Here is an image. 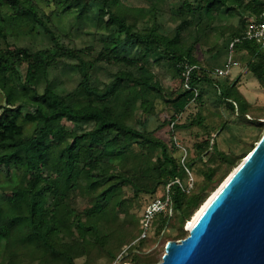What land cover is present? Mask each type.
Listing matches in <instances>:
<instances>
[{
  "label": "trees",
  "instance_id": "16d2710c",
  "mask_svg": "<svg viewBox=\"0 0 264 264\" xmlns=\"http://www.w3.org/2000/svg\"><path fill=\"white\" fill-rule=\"evenodd\" d=\"M166 1L168 11L141 0H0V264H157L164 250L146 249V242L155 243L168 221L176 232L168 241L186 238L184 226L263 136L264 107L248 101L240 79L210 75L225 62L208 70L196 51L203 39L209 51L219 40L228 48L261 14L264 0ZM65 15L76 16L77 37L101 35V48H78L56 22ZM172 16L173 27L161 22ZM233 47L264 89V48L247 40ZM164 61L178 76L184 65L198 68L190 78L197 96L184 88L182 75L178 90L162 87L153 67ZM100 67L115 68L109 80H99ZM74 74L78 87L61 94L57 86ZM158 102L169 107L163 126L173 124L192 175L201 163L200 181L188 194L171 185V219L156 217L153 235L140 239L147 204L187 179L175 143L146 129ZM211 103L212 125L198 113L178 122L189 106ZM235 121L258 131L239 156L212 138ZM194 128L202 135L183 143L178 132ZM136 203L144 204L140 215Z\"/></svg>",
  "mask_w": 264,
  "mask_h": 264
},
{
  "label": "water",
  "instance_id": "95a60500",
  "mask_svg": "<svg viewBox=\"0 0 264 264\" xmlns=\"http://www.w3.org/2000/svg\"><path fill=\"white\" fill-rule=\"evenodd\" d=\"M196 213L157 264H264V134Z\"/></svg>",
  "mask_w": 264,
  "mask_h": 264
},
{
  "label": "rangeland",
  "instance_id": "374dc122",
  "mask_svg": "<svg viewBox=\"0 0 264 264\" xmlns=\"http://www.w3.org/2000/svg\"><path fill=\"white\" fill-rule=\"evenodd\" d=\"M142 4L148 5L149 3L153 6L157 7V9L161 11H168V4L166 0H141ZM171 19L161 20V22L164 24L166 23L167 27H173L176 22H174V16L170 17ZM56 22L58 23V26L60 30L63 33L71 34V39H73L75 45L78 48H82L85 46H91L96 50H99L101 48L100 39H102L101 35H96L95 38L89 36L85 37H77L72 32V29H74L77 25V20L75 15H65L62 16L59 19H56ZM236 22V21H235ZM226 26V25H224ZM224 26H221L223 29ZM89 30H93L92 27H90ZM227 39V38H226ZM204 40V39H203ZM201 40L199 46H197L196 51V57L201 62L202 66L210 70V68H214L217 66H220L225 62L229 56V46L225 49L224 42L222 40H219L218 43V49L215 51H209L208 46L204 45V41ZM31 46V44H21V46ZM47 46V43H46ZM40 47V46H39ZM127 55L129 56H135L136 52L133 50L128 49ZM232 58L239 62L240 66L239 68L234 69L231 74L224 78L228 79L230 81L235 79H240L241 84H239L242 92L246 95L248 101L252 104L263 106L264 107V89L260 88L259 85L255 82V80L252 77H249L247 75V69L245 66V63L247 61V57L243 54L234 51V54H232ZM115 68L110 67H100V71L98 73V78L100 81H107L111 78V71H113ZM61 70V69H60ZM153 71L160 79V84L162 87L168 92L172 93L176 90H178L181 85V75L178 76L172 68V66L167 62L164 61L160 65L154 66ZM80 78L78 75L71 76L67 81L63 82V84L59 83L60 85L57 86V90L63 94L67 95L72 90L76 89L79 85ZM202 90L208 94L209 96H213V89L210 87L202 86ZM207 95V96H208ZM212 97V100L216 99ZM1 100V98H0ZM3 103V102H2ZM77 105L79 102H76ZM106 106H110V101L105 102ZM156 112H158V116L156 117H146V129L152 133V136L156 139H159L166 144L171 143L173 141L172 139V130L170 126L164 125L163 126V120L170 117V110L169 107L161 102H158L156 104ZM216 108L214 107L213 103L211 105L206 106L202 109H197L195 106H189L186 111L180 116V119L178 122L183 123L187 118H192L195 116V114H200L207 124L212 125L215 122V116H214V110ZM28 110L27 108H23V111ZM180 139L183 143L190 144L196 135H202V130L200 129H190L178 132ZM258 131L256 129L246 128L244 125H240L237 121L232 123L229 128H226L223 132L220 133H214L212 135V138L215 140V144L217 145L218 149L224 152H234L236 155H240L243 152L247 151L249 149L250 144H252L254 141H256ZM256 142L253 143V147H255ZM174 156L177 158H180L179 153H174ZM207 160V159H206ZM207 165L214 166L212 162L210 161H204ZM201 167V163L199 161L195 162L194 170H193V177L195 182L200 181L199 175L197 176L198 170ZM159 194V193H158ZM143 203V202H142ZM141 204V203H140ZM139 203H136L137 208V215H140L142 212V208L144 204L140 205ZM193 218V217H192ZM192 218L190 222L192 221ZM189 223V222H188ZM188 223L184 226L187 228ZM173 222L168 221L167 226L161 230L159 235L155 234L154 237L155 243L146 242L144 247L149 246L152 248V250H157L159 247H162V254L164 247L167 243V241L173 237L176 232L173 230ZM164 227V226H163ZM151 231V232H150ZM150 233L147 234L148 238L149 236H152L154 233V229L149 230ZM147 249V248H146ZM125 252H122L120 256H124ZM161 254V255H162ZM77 264H84L83 260H79ZM112 264H119V262H113Z\"/></svg>",
  "mask_w": 264,
  "mask_h": 264
},
{
  "label": "built area",
  "instance_id": "2783aa9c",
  "mask_svg": "<svg viewBox=\"0 0 264 264\" xmlns=\"http://www.w3.org/2000/svg\"><path fill=\"white\" fill-rule=\"evenodd\" d=\"M242 40L257 42L261 48H264V7L258 17L249 18V23L243 35L239 38H236L229 45V56L224 65L222 67L213 69L210 73L211 76L216 78H226L234 69L239 68V62L232 58V54H234L233 44L238 43ZM195 69L198 68L196 66L184 65L181 75L184 88L188 91H192L194 95L197 96V90H195V88H192L190 85V78ZM170 127L172 129L173 124H171ZM173 142L180 151V165L185 169L187 173L186 183L185 185H182L180 180L176 179L171 184L167 185L164 198L154 199L149 202V204H147L142 214V233L140 239H145L147 237V234L149 233L152 223L156 219V217L163 216L168 220L171 219V216L173 214L172 204L169 198V188L171 185H177L185 194H188L194 187V177L185 165L188 156L187 151L185 148L179 145L175 138H173Z\"/></svg>",
  "mask_w": 264,
  "mask_h": 264
},
{
  "label": "bare ground",
  "instance_id": "6f19581e",
  "mask_svg": "<svg viewBox=\"0 0 264 264\" xmlns=\"http://www.w3.org/2000/svg\"><path fill=\"white\" fill-rule=\"evenodd\" d=\"M196 216H197V213H196L195 216H193L192 221L188 223L187 228H188L189 226H191V224H192L193 220L196 218Z\"/></svg>",
  "mask_w": 264,
  "mask_h": 264
}]
</instances>
